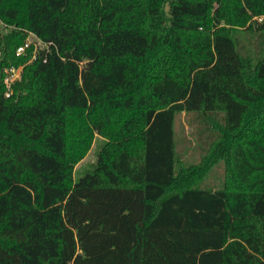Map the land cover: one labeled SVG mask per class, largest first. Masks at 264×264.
Returning <instances> with one entry per match:
<instances>
[{
    "label": "trees",
    "instance_id": "1",
    "mask_svg": "<svg viewBox=\"0 0 264 264\" xmlns=\"http://www.w3.org/2000/svg\"><path fill=\"white\" fill-rule=\"evenodd\" d=\"M258 16L264 0H0V264H264ZM29 33L43 45L17 54Z\"/></svg>",
    "mask_w": 264,
    "mask_h": 264
},
{
    "label": "rangeland",
    "instance_id": "2",
    "mask_svg": "<svg viewBox=\"0 0 264 264\" xmlns=\"http://www.w3.org/2000/svg\"><path fill=\"white\" fill-rule=\"evenodd\" d=\"M169 3H166V9L168 10ZM259 21L264 19V16H258L255 17ZM240 40L243 43L247 44V40L249 37H252V39L255 38V36H251V34L246 33L244 31H239ZM28 37L31 41L36 42L38 44V47L41 46L39 43V39L35 37L34 34L29 33ZM11 66H7L4 68V70L9 68ZM15 67V66H13ZM20 67V66H19ZM22 75V71H21ZM21 79V76L20 78ZM13 92V85L10 88V93ZM189 117L190 115H186L185 112L178 115V118L176 120L175 130H176V138H177V148L179 153L182 154L183 158L189 162H196L199 160L201 156V147L199 145L200 141L203 140V137L199 133V125L197 123H194L191 125L189 123ZM96 137L89 150L85 154V156L75 165L74 167V175L76 176L79 172H84L92 167V164L97 159V152L98 149L102 143V137L96 134ZM222 165L216 166L211 174V176L208 179V182L210 184L219 183L222 178Z\"/></svg>",
    "mask_w": 264,
    "mask_h": 264
},
{
    "label": "built area",
    "instance_id": "3",
    "mask_svg": "<svg viewBox=\"0 0 264 264\" xmlns=\"http://www.w3.org/2000/svg\"><path fill=\"white\" fill-rule=\"evenodd\" d=\"M32 34H33V33H32ZM35 37H36V35H35ZM37 39H39V38L37 37ZM39 40H40V39H39ZM31 43H34L35 48L38 47V44H37L36 42L31 41L30 38L28 37L27 40H26V42H25V44H24V45H21V46H19V47L17 48V54H22V53L25 51V49H26ZM39 43H40V45H43V42H42L41 40L39 41ZM33 57H35V55H34ZM22 68H23L22 66H20V67H13V66H11V67H9L8 69H7V68L5 69V73H6V75H5V78H4V82H5L6 87H7V91H6V95H7V96L10 95V88H11L12 84H13L17 79L20 78Z\"/></svg>",
    "mask_w": 264,
    "mask_h": 264
}]
</instances>
